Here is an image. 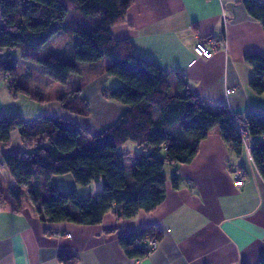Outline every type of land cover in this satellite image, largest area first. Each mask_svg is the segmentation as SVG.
Here are the masks:
<instances>
[{
    "label": "crops",
    "instance_id": "obj_1",
    "mask_svg": "<svg viewBox=\"0 0 264 264\" xmlns=\"http://www.w3.org/2000/svg\"><path fill=\"white\" fill-rule=\"evenodd\" d=\"M247 2L264 5V0H133L124 22L112 26L111 33L114 40L131 41L140 57L159 66L173 91L180 75L187 89L208 105L242 115L264 114V93L250 88L252 68L244 60L248 54L264 55V19L252 16ZM199 41L209 43L210 59L196 57L193 49ZM100 84L94 85L96 96L89 103L99 112L103 131L125 107L103 98ZM27 91L12 96L0 74V115L53 116L41 112L40 105H48ZM38 108L40 114L27 112ZM253 144L263 145L264 138L245 140L236 156L213 129L189 164L176 165L178 178L164 175L166 197L158 207L130 219L108 212L93 226L42 221L38 205L29 198L32 186L23 187L19 200L10 198L7 189L13 180L0 164V264H67L62 259L72 258L73 264H260L264 181L251 159ZM23 150L14 131L9 146L0 145V160L3 153ZM237 176L241 186L234 185ZM50 183L61 188L53 178ZM32 184L41 190L43 179ZM150 226L159 230L157 247L143 258H128L118 244L120 236Z\"/></svg>",
    "mask_w": 264,
    "mask_h": 264
},
{
    "label": "trees",
    "instance_id": "obj_2",
    "mask_svg": "<svg viewBox=\"0 0 264 264\" xmlns=\"http://www.w3.org/2000/svg\"><path fill=\"white\" fill-rule=\"evenodd\" d=\"M133 0H0V54L19 48L22 58L42 65L44 74L65 84L77 72V63L109 61L105 76L119 81L115 88H102V97L125 107V111L97 135L76 124L50 115L24 119L16 114L0 115V145L8 146L16 131L24 150L3 153L0 164L8 171L13 185L7 189L17 201L24 186H32L29 198L38 205L42 221L71 222L93 226L108 212L118 219H130L151 212L166 197L164 165L189 164L199 144L213 129L234 155L241 154L244 141L264 138V114H236L226 106H211L186 87L177 75L175 91L168 75L152 61L140 57L131 41L114 40L112 26L124 22ZM250 14L264 19V5L247 2ZM81 18H91L90 23ZM70 33L76 39L72 58L62 62L55 55L38 53L52 36ZM244 60L252 68V91L264 93V55L248 54ZM18 59L7 55L0 61V74L10 94H28L17 84ZM73 99L59 98L63 108L73 113H89L81 89ZM43 102L42 97H35ZM132 141L140 148L133 160L131 177L125 174L124 153L118 147ZM146 154H143L144 152ZM250 155L264 181V144H253ZM70 174L77 185L88 186L100 180L99 192L80 198L75 190H61L50 183L52 176ZM43 179L41 190L32 181ZM177 178L172 180L176 188ZM0 199L2 196L0 195ZM160 237L156 227L120 236L118 244L128 258H143L147 251L136 244ZM74 258L62 259L73 264ZM260 264H264L261 261Z\"/></svg>",
    "mask_w": 264,
    "mask_h": 264
},
{
    "label": "rangeland",
    "instance_id": "obj_3",
    "mask_svg": "<svg viewBox=\"0 0 264 264\" xmlns=\"http://www.w3.org/2000/svg\"><path fill=\"white\" fill-rule=\"evenodd\" d=\"M80 20L82 22L90 23L91 18H81ZM73 37L74 36L70 33L56 34L52 36L44 45H42L38 53L42 54L40 56L48 54L55 55L62 62H69L72 58L73 48L76 42V39ZM7 55H13L18 59V64L16 66L17 84L22 88L29 90L31 96L42 97L43 100H45L43 102L48 105L44 108L41 104V107L39 106L42 110L41 112L48 110L49 112H52L53 116L65 118L82 129L89 131L92 135H97L101 132L103 125L100 123L102 122V119L99 117V112L97 111L95 105L93 108L92 104L89 103V100L96 96H94L95 84H104L103 86L106 91L115 88L119 84L117 78L105 76L104 71L106 66L109 64L108 60L102 59L97 63L75 64L77 72L71 74L65 84H61L48 78L44 74V69L41 64L22 58V51L19 48L4 50L1 52L0 61ZM77 88L81 89V96L87 98L89 113L86 115L73 113L70 110L63 108L61 101L59 100V98L65 97L66 101H71V99H73V91ZM100 93L102 95V91ZM40 108L36 109V112L32 110H28L27 112L40 114ZM246 139L247 138H244V140ZM138 148L132 141H126L118 147V151L120 153L126 154L124 158V165L125 174L128 179L131 177L130 175L133 168V160L140 152V148L139 150ZM146 153L147 152L145 151L143 154ZM163 172L165 177L168 179L179 177L176 171V165H164ZM52 178L57 184H59L58 187H61V190H70L65 189L69 188L67 186L74 187L80 198H87L91 192L92 194L97 193L102 188L100 180L99 182H96V180L92 181L88 186H80L74 182L70 174L52 176ZM10 204L14 205L13 203Z\"/></svg>",
    "mask_w": 264,
    "mask_h": 264
},
{
    "label": "built area",
    "instance_id": "obj_4",
    "mask_svg": "<svg viewBox=\"0 0 264 264\" xmlns=\"http://www.w3.org/2000/svg\"><path fill=\"white\" fill-rule=\"evenodd\" d=\"M193 51H194L196 57H198V58H202V59L207 60V59H210L212 57V51L210 50V45L206 41L197 42L194 46ZM238 130H239V133H240L243 141L245 142L244 138H247V134H246L244 128L241 126H238ZM234 185L235 186H241L242 185V180H241L240 176H237V180L234 183ZM136 245L149 253L157 247L158 241L155 239H149V240L145 241L143 244H141V242H139Z\"/></svg>",
    "mask_w": 264,
    "mask_h": 264
}]
</instances>
